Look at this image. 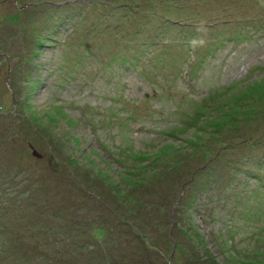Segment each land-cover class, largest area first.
<instances>
[{
    "label": "rangeland",
    "instance_id": "1",
    "mask_svg": "<svg viewBox=\"0 0 264 264\" xmlns=\"http://www.w3.org/2000/svg\"><path fill=\"white\" fill-rule=\"evenodd\" d=\"M108 220L115 256L89 252ZM0 228L41 264H205L193 235L264 264V0H0Z\"/></svg>",
    "mask_w": 264,
    "mask_h": 264
},
{
    "label": "trees",
    "instance_id": "2",
    "mask_svg": "<svg viewBox=\"0 0 264 264\" xmlns=\"http://www.w3.org/2000/svg\"><path fill=\"white\" fill-rule=\"evenodd\" d=\"M250 23H252V21H250ZM251 28L254 29L255 27L252 25ZM43 42L44 41L42 39H40L39 40V43H38V46L36 48H39L40 46H42ZM86 55L87 56H91L90 53H87ZM121 58H123L122 59V61L124 60L123 62H128L129 61V59L126 58V57H121ZM130 61H132V62H134V61L139 62L140 61V56H137V57L133 58V60H130ZM35 83L38 84L39 82H36V80H35ZM209 93L210 92H207L206 91V94H209ZM173 115H175V114H173ZM163 117H164L163 115H160L159 116L160 120H162L161 122H166V121H164ZM169 120H171V119H169ZM144 121H146V120L140 119L139 121H136L135 124L138 125V123H140L141 127L145 130V132H148L149 133L148 124H146ZM132 126L126 125V126L123 127V129L126 128V127H127V129H129V128L131 129ZM134 127L137 129L136 126H134ZM152 130H153V133H155L154 137L144 136L146 139H151V138L157 139V138H160L162 136L161 135L160 126H157L154 129H152ZM135 138H136V140H134V139H132V140H134L135 142L137 141L138 143H151L152 142L151 140H149V141H146L144 139L140 140L139 137H135ZM117 148H118V150L120 152H124L125 151V149L122 148V146H117ZM129 156L130 157H133L131 154H129ZM97 175H99L100 177H102L104 179L103 175H101V171H100V173L97 172ZM87 182H88V180H87ZM153 186H154V184H153ZM151 188H153V187L151 186ZM187 190H188V185H185L184 188H183V191L186 192ZM144 191L146 192V190H144ZM92 193L94 194L93 199L95 200L96 203H98V205L99 204L106 205L105 204L106 201L104 200L103 196L100 193H98L95 190H92ZM184 199H185V197H181L179 203L177 205H175V209H174L173 217H172V222L170 223L171 224L170 231H171V234H172L171 237L173 238V241H174V245H175V249L176 250L178 249V246H179V243H178L177 239L175 238L177 232L179 230H183L187 235L190 233L189 227H184V226L183 227H180L177 224V219H178L177 213L179 214L181 212V210H179V209H180V206H181V202L184 201ZM34 203H35V206H37L36 205V201ZM96 211L99 212V213H101L102 212V209H100V208L98 209L97 208ZM178 211H180V212H178ZM187 213L189 214L190 221H192L191 220L192 219V215L198 214V208L194 205V208H188L187 209ZM55 214H58V212H56ZM152 215H153V211H152L151 214L147 215V217H150V221H151V216ZM59 217H61V216H57L55 218H59ZM238 218L244 219L243 215H239ZM129 220H130L129 218L128 219L121 218V221L122 222H125L126 224H130V227L128 228V230H129L130 233H133L134 232L133 230H136L137 232H139L138 229H135L134 228V225L135 224L128 222ZM109 222L110 221L108 220V221L105 222V225L99 226L97 229H96V227L95 228L93 227L94 230H90L89 231V232H91L92 239H90L88 241V243H85V246L88 247L89 252L92 251L94 248H96L97 245L98 246L100 245L101 246V250H102V245L101 244L103 243L105 245L110 246V247H106V250L109 249L108 252L110 254H112L113 256H115V252L112 250V249H114L113 248V245H112L113 244V239L112 238H113V235H114V233H113V229L114 228L113 229L112 228H108V229L106 228V226L109 225ZM142 223L145 224V225H148L150 222H145V221L143 222L142 221ZM236 224H238V223H236ZM153 227H155L156 230L160 231L161 228H162V225L161 224L160 225L157 224V225H154V226H151L150 227L152 230H155ZM235 228H237L238 230H240V229H244V226H243V224H240V223L238 225H234L233 224L232 225V228H229L228 227L224 233L225 234H228L231 237V239H234V236L235 235H234L233 232H236V229ZM193 229H195V227ZM45 231H46V234H45V232H39V233H42L45 236H48V235L49 236H54L56 234V231L57 230H55L54 227H53V228H49L48 230H45ZM237 232H239V231H237ZM4 234H6V232L3 229L0 228V237L1 236H5ZM138 234L141 236V238L143 240L142 242L145 243V245L147 246V248H149L150 245L148 243V239H146L145 234H142V233H138ZM173 235H174V237H173ZM193 236H192V242H187V248L189 250L192 249V247H194L195 250L197 249L198 257H199V255L201 256L198 259L204 258V260H202V262H204L206 264V261L209 258L203 257V255L205 253L204 250H208L209 251V249H207L206 244H204L203 242H200V244L198 246H196L197 245L196 244L197 241L194 240L195 238H193ZM69 240H71V239H69ZM103 240L105 242H102ZM231 242H233V241L231 240ZM30 243H32V244H29V243L18 244V245H16V249H12V247L14 246L13 241H11V240H5V239L4 240H0V256L2 254V250L3 251L8 250V253H3V257L1 259H4V260L13 259V261H16L18 259L19 264H29L31 262H34V260H36L37 264H41V262H42L41 260H44L48 256V251L45 252V250L47 249L46 246H44V244H40V243H44V242H42V241H34V242H30ZM29 246L35 252V254H31L29 257H27V255H24V248H29ZM234 246H235L234 243H232V248H234ZM219 247H221V245H219ZM188 249H185L184 251L185 252H188L189 251ZM19 253L23 254V256L19 255ZM55 255L57 256L58 253L57 254L55 253ZM210 260H211V262L209 264H219L220 263L219 260H216L214 258H212ZM108 261H109L108 263H110V264L112 263L110 261V259H108Z\"/></svg>",
    "mask_w": 264,
    "mask_h": 264
},
{
    "label": "water",
    "instance_id": "3",
    "mask_svg": "<svg viewBox=\"0 0 264 264\" xmlns=\"http://www.w3.org/2000/svg\"><path fill=\"white\" fill-rule=\"evenodd\" d=\"M34 154H35L36 156H41V153H39L36 149H34Z\"/></svg>",
    "mask_w": 264,
    "mask_h": 264
}]
</instances>
